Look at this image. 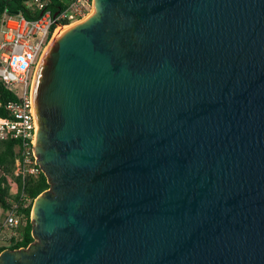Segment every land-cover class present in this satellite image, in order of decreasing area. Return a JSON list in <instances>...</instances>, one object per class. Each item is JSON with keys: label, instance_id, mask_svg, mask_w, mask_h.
I'll return each instance as SVG.
<instances>
[{"label": "water", "instance_id": "obj_1", "mask_svg": "<svg viewBox=\"0 0 264 264\" xmlns=\"http://www.w3.org/2000/svg\"><path fill=\"white\" fill-rule=\"evenodd\" d=\"M93 6L35 69L49 187L0 264H264V0Z\"/></svg>", "mask_w": 264, "mask_h": 264}, {"label": "built area", "instance_id": "obj_2", "mask_svg": "<svg viewBox=\"0 0 264 264\" xmlns=\"http://www.w3.org/2000/svg\"><path fill=\"white\" fill-rule=\"evenodd\" d=\"M92 5L93 0H27L25 9L31 15L39 12L38 17L5 10L0 19V142L16 141L11 174L0 168L7 186L11 176L5 204L0 203V252L21 235L30 219L25 209L34 200L24 191L26 178L43 173L33 155L36 126L31 89L37 61L56 28L80 20Z\"/></svg>", "mask_w": 264, "mask_h": 264}, {"label": "trees", "instance_id": "obj_3", "mask_svg": "<svg viewBox=\"0 0 264 264\" xmlns=\"http://www.w3.org/2000/svg\"><path fill=\"white\" fill-rule=\"evenodd\" d=\"M27 0H0V19L5 10L15 11L21 10L25 17L32 18L38 17L39 12L35 15H31L24 7V2ZM15 145L16 141L12 139L4 140L0 142V168L5 175L11 174L14 166L15 159ZM6 176L0 178V203L5 204L4 197L8 192ZM49 187L46 176L43 173L37 176H29L26 178L23 188L27 196L34 200L42 191ZM31 212V205L25 209V214L29 217ZM31 221L28 220L27 224L23 227L21 235L18 238L12 240V244L9 246L10 249H17L20 247H26L33 241L31 236ZM4 248V247H3ZM2 248V249H3Z\"/></svg>", "mask_w": 264, "mask_h": 264}, {"label": "bare ground", "instance_id": "obj_4", "mask_svg": "<svg viewBox=\"0 0 264 264\" xmlns=\"http://www.w3.org/2000/svg\"><path fill=\"white\" fill-rule=\"evenodd\" d=\"M93 7H94V6L92 5V8H93ZM92 8L90 9L89 13H88L86 16H84V18L87 17V16L90 14V12L92 11ZM93 12H94V8H93ZM93 12H92V13H93ZM92 13H91V14H92ZM91 14H90V15H91ZM90 15H89V16H90ZM89 16H88V17H89ZM88 17H87V18H88ZM84 18H83V19H84ZM87 18H85V19H87ZM83 19L78 20V21H76V22H73V23H71V24H68V25H66V26H59V27H57L56 30H55V32H54V34L52 35V38H51L50 42H51L54 38H56L57 36H59L60 34H62V33H63L65 30H67L68 28H70V27H72L73 25H75V24H77V23L82 22V21L85 20V19H84V20H83ZM69 26H70V27H69ZM55 33H56V35H55ZM54 35H55V36H54ZM50 42H49V43H50ZM46 49H47V47L44 49L43 54H44V52L46 51ZM43 54H42V55H43ZM42 55H41V57H42ZM33 82H34V79H33ZM33 84H34V83H33Z\"/></svg>", "mask_w": 264, "mask_h": 264}, {"label": "rangeland", "instance_id": "obj_5", "mask_svg": "<svg viewBox=\"0 0 264 264\" xmlns=\"http://www.w3.org/2000/svg\"><path fill=\"white\" fill-rule=\"evenodd\" d=\"M93 8H94V7H93ZM93 8H92V11L90 12V14L93 12ZM88 13H89V12H88ZM88 13H87V14H88ZM87 14H86V15H87ZM90 14H89V15H90ZM86 15H85V16H86ZM89 15H88V16H89ZM88 16H87V17H88ZM87 17H85V18H87ZM83 18H84V17H83ZM83 18H81V19H83ZM85 18H84V19H85ZM81 19H80V20H81ZM84 19H83V20H84ZM69 27H70V26H69ZM55 35H56V33H55ZM55 35H54V36H55ZM38 61H39V59H38ZM38 61H37V64H38ZM37 64H36V67H37ZM36 67H35V69H36ZM8 175H10V174H8ZM8 177H9V179H8V186H10L9 182L11 181V176H8ZM0 216H2V214H1V210H0ZM4 245H6V244H4Z\"/></svg>", "mask_w": 264, "mask_h": 264}]
</instances>
